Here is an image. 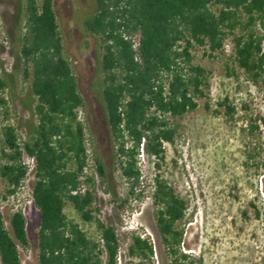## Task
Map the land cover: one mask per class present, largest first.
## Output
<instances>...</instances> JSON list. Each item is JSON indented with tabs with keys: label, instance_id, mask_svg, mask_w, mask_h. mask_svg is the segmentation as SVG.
<instances>
[{
	"label": "trees",
	"instance_id": "trees-1",
	"mask_svg": "<svg viewBox=\"0 0 264 264\" xmlns=\"http://www.w3.org/2000/svg\"><path fill=\"white\" fill-rule=\"evenodd\" d=\"M94 10L83 21L85 36L97 42L102 124L88 114L73 64L65 52L54 0H23L19 31L22 81L33 98L34 126L27 152L37 161L33 184L39 211L38 264H155V246L142 228L120 232L148 195L156 231L169 264H186L182 253L189 201L161 179L147 186L141 150L159 167L165 143L175 141L174 122L194 112L198 101L211 110L212 72L195 62V51L210 59L226 58V75L253 85L264 99V0H92ZM229 42L230 50L226 52ZM0 78V90L7 86ZM239 86V85H238ZM6 109V100L0 98ZM240 105V106H239ZM227 120L247 115L251 102L236 103L226 94L217 102ZM85 110L86 121L78 120ZM7 115V112H4ZM106 131L113 164L125 194L111 196L107 214L96 191L94 175L85 174V138ZM264 114L254 112L248 133L258 136ZM245 130L243 129V132ZM0 178L3 197L13 194L25 176L14 128L1 130ZM255 149V148H254ZM247 152V160L255 150ZM95 172L107 186L108 170L98 149ZM149 189V191H148ZM107 194L110 193L105 188ZM70 206L78 221L65 210ZM262 218L254 202L243 210ZM126 218V219H125ZM0 211V264H22L19 248L27 249V220L21 213ZM94 227V234L81 226ZM103 242V244H102Z\"/></svg>",
	"mask_w": 264,
	"mask_h": 264
},
{
	"label": "rangeland",
	"instance_id": "rangeland-1",
	"mask_svg": "<svg viewBox=\"0 0 264 264\" xmlns=\"http://www.w3.org/2000/svg\"><path fill=\"white\" fill-rule=\"evenodd\" d=\"M54 4L64 36L65 52L73 64L88 114L101 126L103 115L97 42L85 36L82 27L83 21L94 10L93 2L54 0ZM23 6V0H0V78L8 84L0 90V98L6 100V109L0 104V127L14 119L18 128L30 136L35 123L32 115L34 102L29 84L22 81L19 57ZM230 48L228 42L226 52ZM225 61L226 58L210 59L203 50L195 51V62L212 72L209 102L211 110H219L220 113L215 115L205 109L204 102L208 99L198 101L194 112L174 122L177 127L175 141L165 143L164 159L159 161L158 168L155 166L156 160L149 158L142 150L140 155L147 186L153 184L154 176L159 173L163 181L190 203L187 222L180 226L184 230L181 251L189 256L186 264H264V128L258 136H251L247 131L254 112L259 110L264 114V99L253 85L244 81L242 75L239 83L228 77ZM226 94L238 104L251 102V111L247 115L238 113L235 121L227 120L224 109L217 106V102ZM81 112L86 121L85 110ZM99 129L101 135L98 138L94 139L90 133L87 136L93 150H99L106 164L109 181L107 186H102L98 178L95 188L105 212L113 214L111 196H122L125 189L116 168L118 161L113 164L107 133L102 127ZM253 149L256 152L254 158L247 160V152ZM91 174L94 175L93 170ZM5 188L0 178V202L4 198ZM105 188H108L109 194ZM251 202L262 206L261 219H255L252 212L249 218L242 215ZM65 212L78 221L70 206L66 207ZM153 214L152 200L148 195L132 212L126 224L120 227V232L123 234L142 228L154 243L155 264H169ZM3 215L7 225L6 210ZM26 220L29 247L19 248L21 263L38 264L36 248L40 217L35 206L30 208ZM81 226L86 232L95 233L93 226Z\"/></svg>",
	"mask_w": 264,
	"mask_h": 264
},
{
	"label": "built area",
	"instance_id": "built-area-1",
	"mask_svg": "<svg viewBox=\"0 0 264 264\" xmlns=\"http://www.w3.org/2000/svg\"><path fill=\"white\" fill-rule=\"evenodd\" d=\"M81 111L82 110H79L78 120L83 122L84 119L82 118ZM5 126H11L14 128L16 134V146L18 151L20 152V163L24 167L25 176L20 181L15 192L1 200L0 211L2 214H4V211L6 210L7 216L13 213H21L26 218L30 208L34 206L33 184L36 180L37 161L36 158L30 155L26 150V144L29 141L27 132L23 129L18 128L14 119H11L10 122H6L5 124H3L2 128ZM85 155L86 166L84 168V172L85 174H91V171L93 170L94 178L95 180H97L98 176L94 170V150L91 144V140L88 136H86L85 138ZM119 264H122L121 258H119Z\"/></svg>",
	"mask_w": 264,
	"mask_h": 264
}]
</instances>
